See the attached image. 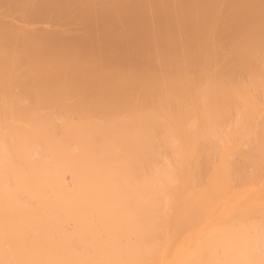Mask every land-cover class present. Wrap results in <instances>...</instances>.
Segmentation results:
<instances>
[{"label": "bare ground", "instance_id": "bare-ground-1", "mask_svg": "<svg viewBox=\"0 0 264 264\" xmlns=\"http://www.w3.org/2000/svg\"><path fill=\"white\" fill-rule=\"evenodd\" d=\"M28 1L0 0V264H264V0H167L205 7L186 13L202 23L174 48L179 58H156L148 72L116 67L123 73L97 84L82 75L95 52L85 48V61L64 49L68 41L77 51L73 35L83 26L74 32L63 20H90L89 5L51 0L74 10L72 21L49 0L42 3L62 16ZM114 1L121 16L122 6L137 13L151 0ZM19 17L59 30L31 44L26 33L42 28L23 32ZM83 29L87 41L92 29ZM58 37L62 51L49 49Z\"/></svg>", "mask_w": 264, "mask_h": 264}, {"label": "rangeland", "instance_id": "rangeland-1", "mask_svg": "<svg viewBox=\"0 0 264 264\" xmlns=\"http://www.w3.org/2000/svg\"><path fill=\"white\" fill-rule=\"evenodd\" d=\"M11 1V0H10ZM15 1V0H14ZM32 0H30V2H31ZM34 1V0H33ZM44 1V0H43ZM42 0L41 1H37V0H35L34 2H31L32 4L31 5H34V7L36 6V9H38V5L41 3V4H43L42 2H43ZM45 1H47V0H45ZM45 1H44V3H45ZM55 1V0H54ZM54 1H51V0H49V2H51V3H49L48 1H47V3H49L50 5H52V7H54L55 5H54ZM58 1H62V0H56V2H57V5H58ZM65 1H68V2H70L71 0H65ZM85 3H84V2ZM98 1V0H97ZM122 0H120V1H118V3L119 2H121ZM124 1H126V0H123L121 3H124ZM129 2H130V0H128ZM127 1V3H129ZM132 1V0H131ZM151 1H153V2H151ZM151 1H149V2H142V3H138V4H140V6H143V7H141V8H139V9H142L143 10V8L146 10V7H144V5L145 6H148V7H151L152 6V8H155V9H152V10H154V12H150V15H149V13L148 12H145L144 10H143V12H142V10L140 11L139 9H138V12L137 13H135V10H134V7H133V5H132V7L131 6H129L130 8H132V10H130V9H128L129 7H124V6H122L119 10H121L122 12V14H121V16H119L120 15V13H118L117 11V13H118V16H119V19H117L118 18V16L116 15L117 13L115 12V9L117 10V7L115 8L114 7V0H100V3L99 4H97V3H95L96 2V0H82V1H80L79 0V2H78V4L79 3H81V4H88L89 5V7L90 8H87L85 5V7L87 8V9H89L88 11H90V12H94L92 15H90L91 17H93L94 16V14H96V16H94V17H96V18H91L90 20H88V18H90L89 17V14H91L90 12H88L87 10H86V13H87V16L85 15V17L87 18V20L88 21H85L86 19H83V20H81L82 22H80V20H79V18H81V16H76L75 18H74V16L75 15H73V14H76L75 13V11L73 10L72 11V13H71V11H64L63 9H61L60 7H54V8H56L55 10H58L59 12L61 11V12H65L66 14L65 15H67V14H71L70 16H71V20L72 21H74V19L75 20H77V21H79V23H77L76 21H75V23H77V25L75 24V25H73V23H71V21H70V23H69V25H67V22H66V20H70V19H64L63 21H65V22H63V23H66V25L65 24H63V25H65V28L67 27L68 28V30L69 29H71V30H73L74 32H76V30H78V26H80V27H86V29H92V30H90V31H88L87 33H88V35L87 36H90V39H87V37H86V39H87V41L86 40H84L85 39V36H86V32H85V30L83 29V27L82 28H79V31H80V29H82L81 31H80V33H76L77 35L78 34H80V35H82L83 37H81L80 35H79V38L77 37V35L75 36V33H74V37H76L77 39H76V41L74 42V40H75V38L74 37H72L74 40L71 42V39H70V42L72 43V45L74 46V47H76L77 45H78V43H83V42H87L88 44L90 43V42H88V41H90L91 40V43H90V45H87V43L85 44V46L83 45V46H81L82 45V43H81V45L80 46H78V47H76V48H78L77 49V51H74V50H72L73 49V47L71 48V50H69L70 49V45L69 46H67L66 44H67V42L68 41H66V43H64V39H62V40H64L63 41V43H64V45L66 46H64V45H62L61 43V41H60V37H58V38H55V40H59L61 43H58V40H57V42L56 41H53L52 43L54 44V45H52L53 47H49V41L51 40L50 39V37H51V33L50 32H52V30L55 28H57V27H55L56 26V24L58 23H56V24H53V27L54 28H52V29H50V32H46V31H43V30H48L47 28H49L50 27V23H46V22H44L43 20V23H41V22H39V23H41V24H39L38 23V21H37V24L36 23H34L33 21V23L34 24H32V23H30V21H29V23H30V25L29 24H27L25 21H22V19H21V21H16L15 20V22H18L17 24H19V22H22V23H24V24H22V23H20L21 24V26H22V28H23V26L26 24V25H29V27H30V29H33V27L32 26H34L35 24V26L34 27H36V26H39L40 28H42V33L40 32V33H36L35 32V34H27L26 33V35H28V39L30 38V39H34V40H30V42L31 41H34L33 43H35V44H38L39 45V43L40 44H43V43H41V42H47L46 40L48 39V47H49V49H53L55 46H56V48H57V45L59 46H64V49H66L67 51H68V53H70V54H72V55H75L73 58H76L78 55L79 56H82V54L84 53H88V52H95V54H96V57H95V60H96V62H94L93 61V63L90 61V62H84V60L83 61H80V63H83L84 62V67H82L83 68V70L85 69V67L87 66V69L88 70H86L87 72H89V66H95V65H99L100 64V67L101 66H103V67H106V68H104V69H101V70H94V68L92 69L91 67V69L93 70V71H91V72H89L88 74L86 73V71H85V73L84 74H82L83 75V78H84V76L86 77V81L88 82L89 80L88 79H90V84H94V83H102V82H106V80H107V83H108V79L110 80V81H114V77H115V74H114V71H116V70H114L113 71V69H117L116 67H118V69L119 68H121V67H125L127 70H128V73H129V71H132V72H130V73H135V72H137V71H140V72H137V73H141V72H148V71H151V70H153V68H156L157 66H155L154 67V65L152 64L153 62H155L156 61V58H157V64L159 63V64H161L160 62H162V61H165V62H167V61H170V60H176L177 58H179V57H177V52H175V50H174V48H177V47H179V48H183V47H186L190 42H189V38H187V37H189V36H184L185 35V33L189 30L188 28H190L191 26H192V24L193 25H197V24H201L202 22H200L199 21V19H201V17L200 18H198V19H195L196 20V23L195 22H193V20H189L190 18H188V17H190V16H188L187 17V15L188 14H186V13H188V12H190L189 10H191V11H193L192 10V8H194V5H190V6H188V4L187 3H182L181 2V4L179 5L178 3H174V4H170V5H168V3L166 2L167 0H151ZM221 3H220V2ZM218 1V3H220V5L221 4H225V1L227 2L228 0H219ZM224 1V2H223ZM243 1H247L248 2V0H243ZM252 1V0H251ZM23 2V1H22ZM26 2H28L29 3V1L28 0H26ZM39 2V3H38ZM60 2H59V4H60ZM63 2H64V0H63ZM67 2V4H69ZM75 3V5L77 4L76 2L77 1H74ZM138 2V1H137ZM160 2V3H159ZM250 2V1H249ZM12 3H13V1H12ZM19 3V0H18V2H17V4ZM38 3V4H37ZM46 3V4H47ZM53 3V4H52ZM72 3H73V0H72ZM70 4L69 6H74L73 4ZM131 4L133 3L134 4V1H132V2H130ZM129 3V4H130ZM165 3H167V4H165ZM15 4H16V2H15ZM20 4H22L21 2H20ZM20 4H18L20 7H22V8H24V6H26L27 5V3H26V5H25V2L22 4V5H24V6H22V5H20ZM40 4V5H41ZM46 4L44 5L43 4V6H45V7H47V8H44L42 5L41 6H39V8L40 9H38V10H42V11H51V10H53L54 8H50L49 6H46ZM48 4V5H49ZM65 4V3H64ZM77 4V5H78ZM136 4V3H135ZM144 4V5H143ZM175 4H176V6H175ZM178 4V5H177ZM61 5V4H60ZM60 5H58V6H60ZM95 5V6H94ZM99 5H100V7H99ZM118 5H120V3L118 4ZM124 5H126V3H124ZM157 5V6H156ZM159 5V6H158ZM165 5V6H164ZM64 6V5H63ZM62 6V8H64ZM67 6V5H66ZM65 6V7H66ZM79 6V5H78ZM78 6H76V7H78ZM81 7H83V5H80ZM115 6H116V3H115ZM136 6H138L137 4H136ZM139 6V7H140ZM167 6V7H166ZM185 6V7H184ZM192 6V7H191ZM72 7L71 8H69V9H71L72 10ZM75 7V6H74ZM100 8V10H96L97 8ZM101 7H102V9H101ZM114 7V8H113ZM119 7V6H118ZM189 7V8H188ZM191 7V8H190ZM28 8L30 9V11L32 12V8L33 7H29L28 6ZM58 8V9H57ZM85 8V9H86ZM98 8V9H99ZM114 10H113V9ZM137 8V7H136ZM135 8V9H136ZM202 8V9H201ZM29 9H27V10H29ZM32 9V10H31ZM35 9V10H36ZM64 9H66V8H64ZM77 9H79V7L77 8ZM76 9V11L78 12V10ZM104 9H105V11H104ZM168 9H170L171 10V13L169 12L170 10H168ZM181 11H180V10ZM183 9H184V11H183ZM185 9H188L187 10V12L185 11ZM195 10L194 11H198V12H203L204 10L203 9H205V7L203 8V6H197L196 8H194ZM198 9H200V10H198ZM67 10V9H66ZM81 11H82V8L80 9ZM84 10V9H83ZM110 10V11H109ZM113 10V12H112V14L114 15V12H115V15L113 16V15H111V11ZM164 10V11H163ZM54 11V10H53ZM51 11L52 13H55V12H57V11ZM81 11H79L80 13H81ZM124 11V12H123ZM126 11H129V12H127V14L129 13L130 14V12H134L133 14H136V15H134L133 16V14L131 13L130 15H132V17L131 18H129V17H125V13H126ZM158 11V12H157ZM33 12H38V11H33ZM59 12H57L56 14L58 15V14H60L61 16L63 15V14H61V13H59ZM95 12H98V13H95ZM100 12H101V14H100ZM103 12V13H102ZM107 13L106 14V17H105V15L103 16V14H105V13ZM145 12V13H144ZM169 12V13H168ZM178 12V13H177ZM182 12H184L183 14H182ZM147 13V14H146ZM181 13V14H180ZM79 14V13H78ZM81 14H84V12L83 13H81ZM97 14H100V15H97ZM158 14V15H157ZM161 14V15H160ZM170 14V15H169ZM185 14V15H184ZM77 15V14H76ZM80 15V14H79ZM107 15L108 16H111V18H112V20L113 21H115V19H116V22L114 23H112V21L110 22H108V20H110V19H108V17H107ZM129 15V16H130ZM172 15V16H171ZM177 15H178V17H177ZM180 15H182V16H180ZM184 15V16H183ZM115 16H116V18H115ZM159 16V17H158ZM64 18H66L65 16H63ZM100 17V19H101V22H100V19H98ZM102 17V18H101ZM103 17H104V19H103ZM177 17V18H176ZM184 17V18H183ZM185 17H187V18H185ZM228 17H230V14L228 15ZM19 18H18V20H19ZM67 18H69V16L67 17ZM135 18V19H134ZM141 18V19H140ZM10 20H12L11 18H9ZM93 19H95V21L97 22V23H95V21L93 20ZM97 19V20H96ZM172 19V20H171ZM14 20V19H13ZM12 20V21H13ZM23 20H26V19H23ZM48 20V19H47ZM105 20L109 23H107V22H105ZM175 22H174V21ZM194 20V21H195ZM28 21V20H27ZM183 21V22H182ZM189 21V22H188ZM193 22V23H191V22ZM201 21H203V20H201ZM10 22V21H9ZM14 22V23H15ZM47 22H49V21H47ZM50 22H51V20H50ZM54 23H55V21H53ZM62 22V21H61ZM61 22H59L60 24H61ZM87 22V23H86ZM100 24H99V23ZM152 22V23H151ZM176 22H177V24H176ZM181 22V23H180ZM198 22V23H197ZM179 23V24H178ZM19 24V25H20ZM85 24V25H84ZM104 24V25H103ZM106 24H107V26H106ZM142 24V25H141ZM182 24H183V26H182ZM222 24V25H221ZM19 25H17L18 26V29H19V27H21V26H19ZM41 25V26H40ZM48 27H47V26ZM57 25H59V24H57ZM58 26L59 28H61V30H62V27H63V29H64V26ZM166 25V26H165ZM173 25V26H172ZM180 25H181V27H180ZM51 26H52V24H51ZM106 26V27H105ZM118 26V27H117ZM170 26H171V28H170ZM225 26V23H220V25L219 26H217L218 27V29H221V28H223ZM25 27V26H24ZM28 27V26H27ZM32 27V28H31ZM38 27V28H39ZM46 27V28H45ZM110 27V28H109ZM122 27V28H121ZM149 27V28H148ZM168 27V28H167ZM176 27V28H175ZM17 28V27H16ZM22 28H20L19 30H21ZM40 28L38 29V30H40ZM183 28V29H182ZM15 29V28H14ZM13 28H12V30H14ZM16 30L17 32H21V31H19V30ZM24 29V31L23 32H26L25 31V28H23ZM28 29V28H27ZM58 29V28H57ZM57 29H56V31H57ZM107 29V30H106ZM112 29L114 30V31H112ZM125 29V30H124ZM132 29V30H131ZM168 29V30H167ZM179 29V30H178ZM188 29V30H187ZM11 30V31H12ZM59 30V29H58ZM65 30V29H64ZM67 30V31H68ZM84 30V31H83ZM96 32H94V31ZM150 30V31H149ZM155 30V31H154ZM170 30V31H169ZM186 30V31H185ZM3 31H6V30H3ZM8 31H9V29H8ZM11 31L9 32V33H11ZM33 31V30H32ZM34 31H36L35 29H34ZM55 31V30H54ZM54 32V34H57V32ZM82 31L83 32H85L84 34H82ZM106 31V32H105ZM122 31V32H121ZM139 31H140V33H139ZM164 31V32H163ZM185 31V32H184ZM7 32V31H6ZM5 32V33H6ZM22 32V33H23ZM39 32V31H38ZM61 32H63V31H61ZM71 32V31H70ZM91 32V33H90ZM92 32L93 33H95L94 35L92 34ZM177 32V33H176ZM179 32V33H178ZM4 33V32H3ZM4 33V34H5ZM8 33V32H7ZM8 33V34H9ZM33 33V32H32ZM48 33L50 34V37H49V35H48ZM65 33V32H64ZM109 33V34H108ZM3 34V35H4ZM12 34H15L14 33V31L12 32ZM11 34V35H12ZM21 34V33H20ZM19 33H16V35H19V38L21 37V35H20ZM38 34H40V35H38ZM41 34H43V36L41 35ZM45 34H47V35H45ZM68 34V33H67ZM67 34H64L63 36H65V35H67ZM71 34H73L72 32H71ZM71 34H69L68 36H67V39H68V37L70 38V35ZM90 34V35H89ZM107 34V36H108V38H109V40H108V38H106L107 36H105ZM119 34H121V35H123V36H121V35H119ZM22 35H24V33L22 34ZM58 35V34H57ZM60 35L62 36V34L60 33ZM59 35V36H60ZM116 35V36H115ZM179 35V36H178ZM5 36V38H6V36H7V34L6 35H4ZM10 38H14V37H11L10 35H8ZM7 36V37H8ZM15 36V35H14ZM25 36V35H24ZM24 36L23 37H21L20 39H23L24 38ZM48 36V37H47ZM53 36V35H52ZM91 36H93L94 37V39H92L93 37H91ZM178 36V37H177ZM183 36V37H182ZM16 37V36H15ZM25 37H27V36H25ZM57 37V36H56ZM66 37V36H65ZM112 37V38H111ZM183 39H182V38ZM16 38H18V36L16 37ZM16 38H14L15 40H16ZM82 38H84V39H82ZM117 38H118V40H117ZM146 38V39H145ZM175 38V39H174ZM178 38V39H177ZM180 38V39H179ZM186 38V39H185ZM13 39V40H14ZM40 39V40H39ZM42 39V40H41ZM53 39V38H52ZM66 39V40H67ZM81 39H82V41H81ZM106 39V40H105ZM113 39V40H112ZM182 39V40H181ZM191 39V38H190ZM12 40V42H13V44L15 45L16 44V42H17V40H16V42L14 43V41ZM25 40V39H24ZM27 40V39H26ZM37 40V41H36ZM93 40V41H92ZM112 40V41H111ZM116 40V41H115ZM132 40V42L134 43V44H131V42L129 43V41H131ZM143 40H145V41H143ZM164 40V41H163ZM20 41V40H19ZM52 41V40H51ZM95 41V42H94ZM106 41H108L107 42V46H109V47H107L106 45L104 46V44H106ZM111 41V42H110ZM114 41H115V43H114ZM141 41V42H140ZM149 41V42H148ZM171 41V42H170ZM25 42V41H24ZM27 42V41H26ZM56 42V43H55ZM73 42L75 43V44H77L76 46L73 44ZM93 42L95 43V44H93ZM96 42H97V44H96ZM154 42V43H153ZM163 42V43H162ZM178 42V43H177ZM18 43V42H17ZM29 43V42H28ZM32 42H31V44H33ZM156 43V44H155ZM12 43H11V45H13ZM23 44H27V43H23ZM30 44V45H31ZM34 44V45H35ZM45 44V43H44ZM100 44V45H99ZM110 44V45H109ZM127 44V45H126ZM141 44H143V45H141ZM184 44V45H183ZM187 44V45H186ZM20 45V44H19ZM19 45H18V47H19ZM94 45H95V47H94ZM102 45V46H101ZM114 45V46H113ZM129 45H131L130 47H132V48H130L129 47ZM145 45V46H144ZM32 46V45H31ZM36 47H38L39 48V46H37V45H35ZM43 46H45V45H43ZM61 46V48H60V50L62 51V49H63V47ZM91 46V47H90ZM92 46H93V48H92ZM99 46V47H98ZM119 46V47H118ZM134 46V47H133ZM150 46V47H149ZM153 46V47H152ZM177 46V47H176ZM12 47V46H11ZM16 47H17V44H16ZM23 47H24V45H23ZM34 47V46H33ZM82 49V50H84L85 51V48H86V50L88 51V50H90V51H88V52H82V50L80 49V48ZM88 47V48H87ZM89 47H90V49H89ZM99 49H98V48ZM105 47V48H104ZM106 47H107V50L109 51H107V50H105L106 49ZM113 47V48H112ZM161 47V48H160ZM13 48V50H15V46H13L12 47ZM25 48V47H24ZM35 48V47H34ZM41 48H43V47H41ZM45 48H47V46L45 47ZM55 48V49H56ZM94 48L95 49H97V50H99V51H97V50H94ZM153 48V49H152ZM25 49H27V48H25ZM24 49V50H25ZM59 49V47L57 48V50ZM126 49H128V50H126ZM137 49H138V51H137ZM146 49H148L147 51H146ZM18 50V49H17ZM16 50V51H17ZM22 50V49H21ZM41 49H39L38 51H40ZM78 50H79V52H78ZM132 52H131V51ZM20 51V47H19V50H18V52ZM25 51H27V50H25ZM35 50H33V52H34ZM37 51V50H36ZM60 51V52H61ZM80 51H81V53H80ZM96 51L98 52V53H96ZM106 53H105V52ZM140 51H142V52H140ZM173 51V52H172ZM23 53V51H20V53ZM41 52V51H40ZM64 52H66V51H64ZM94 52H93V54H94ZM101 52V53H100ZM147 52V53H146ZM159 52V53H158ZM15 53V52H14ZM20 53H18V54H20ZM21 53V54H22ZM27 53H29V52H27ZM27 53H26V55H27ZM37 53V52H36ZM77 53H79L78 55H77ZM103 53V54H102ZM115 53V54H114ZM133 55H132V54ZM150 53V54H149ZM170 53V54H169ZM81 54V55H80ZM83 54V55H84ZM90 54V53H89ZM89 54H85L84 55V59H85V61H88V60H91V59H89L88 58V60H86V58L85 57H87V56H89ZM99 54H100V56H101V59H100V56H99ZM107 54V55H106ZM110 54V55H109ZM116 54H117V57H116ZM122 54V55H121ZM173 54V55H172ZM23 55V54H22ZM21 55V56H22ZM29 55V54H28ZM37 55V54H36ZM69 55V54H68ZM87 55V56H86ZM92 55V54H91ZM90 55V56H91ZM155 55V56H154ZM160 55H162L163 56V58H164V60H163V58H161V56ZM32 56V55H31ZM35 56V55H34ZM65 56V55H64ZM78 56V57H79ZM89 56V57H90ZM108 56V57H107ZM126 56V57H125ZM134 56V57H133ZM173 56H176V57H173ZM37 57V56H36ZM72 57V56H71ZM93 57V56H92ZM123 57V58H122ZM158 57H159V59H158ZM31 58V57H30ZM62 58H64V57H62ZM73 58H71V59H73ZM103 58V59H102ZM109 58V59H108ZM119 60H118V59ZM143 58V59H142ZM147 58V59H146ZM29 59V58H28ZM32 59H34V58H32ZM38 60H39V58H37ZM36 59V60H37ZM65 59H67V58H65ZM65 59H64V61H65ZM69 60H71L70 58H68ZM78 59H80V57L78 58ZM82 59V58H81ZM80 59V60H81ZM93 59H94V57H93ZM121 59V60H120ZM130 59V60H129ZM147 61H146V60ZM162 59V60H161ZM60 60H62V59H60ZM59 60V61H60ZM74 60H77V59H74ZM105 60V61H104ZM33 61V60H32ZM35 61V60H34ZM41 61V60H40ZM58 61V62H59ZM63 61V60H62ZM72 61V60H71ZM97 61H99V62H97ZM102 61V62H101ZM138 61V62H137ZM144 61V62H143ZM46 62V61H45ZM66 62V61H65ZM74 62V61H73ZM110 62V63H109ZM118 62V63H117ZM23 63V62H22ZM21 63V64H22ZM29 63V62H28ZM32 62H31V60H30V63L29 64H31ZM35 62H33V64H34ZM38 61H37V63H36V65H38ZM41 64L40 65H42L44 62L43 61H41L40 62ZM60 63V62H59ZM68 63H70V61L69 62H67V64ZM80 63H78V65H80ZM85 63H86V66H85ZM120 63H121V65H120ZM123 63V64H122ZM129 63H131V64H129ZM45 64V63H44ZM70 64H73V63H70ZM74 64H75V62H74ZM102 64V65H101ZM110 64V65H109ZM126 64V65H125ZM133 64V65H132ZM135 64V65H134ZM142 64V65H141ZM148 64V65H147ZM155 64V63H154ZM157 64H155V65H157ZM97 65V66H98ZM109 65V66H108ZM139 65H141V66H139ZM71 66V65H70ZM81 66H83V65H81ZM81 66H77V67H79V69H80V71L82 72V68H80ZM96 66V69L99 67H97ZM121 66V67H120ZM128 66V67H127ZM159 66V65H158ZM68 67H69V65H68ZM73 67V66H72ZM74 67H75V65H74ZM112 67V68H111ZM131 68H133V69H131ZM71 69V68H70ZM99 69V68H98ZM122 69V68H121ZM124 69V68H123ZM73 71V70H72ZM74 71H75V69H74ZM80 71H78V69H77V72H80ZM122 71V70H121ZM123 71H125V70H123ZM104 72H106V73H104ZM118 72H120V71H118ZM117 71L115 72V73H118ZM126 72V71H125ZM67 73V72H66ZM73 73H75V72H73ZM121 73H123V72H120V74ZM127 72H126V74H128ZM68 74V73H67ZM72 74V73H71ZM64 75H66V74H64ZM78 75H79V73H78ZM105 75H107V76H105ZM114 77H113V76ZM67 77L69 76V75H66ZM76 76V75H75ZM87 76H88V78H87ZM89 76L91 77V78H89ZM102 76H105V77H102ZM112 76V77H111ZM117 76V75H116ZM79 77V76H78ZM102 77V78H101ZM105 78H107V79H105ZM110 78H112L113 80H111ZM74 79H76V78H74ZM93 79V80H92ZM78 80V79H77ZM118 79L116 78V80L115 81H117ZM85 80H84V82H86ZM93 81V82H92ZM100 81V82H99ZM74 82H79V81H76V80H74ZM74 82H72V83H74ZM81 83H82V81H80ZM76 84V83H75ZM89 86L91 87V85H89L88 84V87L87 88H89ZM103 86V85H102ZM102 86H100V87H102ZM93 90V87H91L90 89H89V91H92ZM93 93V92H92ZM92 93H88L87 92V94H88V96H90V94H91V97H96L95 96V93L93 94V96H92ZM99 111V110H98ZM97 111V112H98ZM94 112V111H93Z\"/></svg>", "mask_w": 264, "mask_h": 264}]
</instances>
